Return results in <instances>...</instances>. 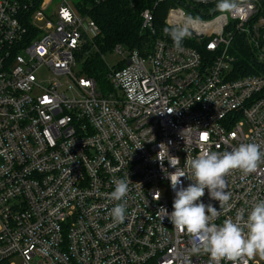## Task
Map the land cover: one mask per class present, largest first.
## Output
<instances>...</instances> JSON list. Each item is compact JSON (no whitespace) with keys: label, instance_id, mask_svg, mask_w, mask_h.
Masks as SVG:
<instances>
[{"label":"built area","instance_id":"obj_1","mask_svg":"<svg viewBox=\"0 0 264 264\" xmlns=\"http://www.w3.org/2000/svg\"><path fill=\"white\" fill-rule=\"evenodd\" d=\"M190 1L209 15L179 0L169 8L168 26L188 29L179 48L164 32L146 53L117 44L122 60L106 63L101 84L83 73L100 32L89 15L69 0H0V264H209L157 214L173 211L167 158L190 176L186 160L204 151L264 150V0L228 12L218 0ZM142 17L156 34L153 10ZM128 177L117 223L107 196ZM225 179L230 207L207 190L201 198L219 211L217 225L238 212L246 219L264 199V162ZM181 180L178 188L193 183Z\"/></svg>","mask_w":264,"mask_h":264},{"label":"clouds","instance_id":"obj_2","mask_svg":"<svg viewBox=\"0 0 264 264\" xmlns=\"http://www.w3.org/2000/svg\"><path fill=\"white\" fill-rule=\"evenodd\" d=\"M238 6V0H218L216 4L221 12L231 11ZM164 33L172 38L177 48L189 34L186 26L166 27ZM159 160L163 167L165 159ZM167 160L176 168L175 172L169 174L171 187L175 190L173 211L169 214L162 207L157 214L162 209L163 218L166 216L175 228L189 234L192 251L207 253L210 257L209 264H221L223 260L238 264L246 257L257 255L264 258V199L257 200L252 205L246 219L244 213L238 212L235 219H225L221 225L213 222L219 216L217 208L211 204L206 205L201 200L207 190L210 199L218 201L220 208L230 207L231 193L226 191L225 177L232 170H240L246 175L255 172L259 164L264 162V150H261V146L242 143L230 152L204 151L186 160L190 176L176 167L179 158L168 155ZM182 177H187L193 183L178 188V185H182ZM112 182L115 187L107 199L115 203L110 209V216L114 222L122 223L126 218L129 177L114 179Z\"/></svg>","mask_w":264,"mask_h":264},{"label":"trees","instance_id":"obj_3","mask_svg":"<svg viewBox=\"0 0 264 264\" xmlns=\"http://www.w3.org/2000/svg\"><path fill=\"white\" fill-rule=\"evenodd\" d=\"M35 6L42 0H34ZM178 0H80L76 4L83 14L89 15L99 26L100 32L95 38V47L84 64L83 73L93 77L98 83L106 82L107 67L103 55L113 50L117 44L129 49H139L142 53L150 51L156 37L162 35L164 29L170 28L166 23L169 8ZM243 1V0H238ZM189 14L196 17H207L202 5L190 0H179ZM151 8L154 12L156 34L145 30L142 12ZM121 63L119 67H123Z\"/></svg>","mask_w":264,"mask_h":264},{"label":"rangeland","instance_id":"obj_4","mask_svg":"<svg viewBox=\"0 0 264 264\" xmlns=\"http://www.w3.org/2000/svg\"><path fill=\"white\" fill-rule=\"evenodd\" d=\"M61 0H56V2H60ZM69 1H71L73 4H77L78 3V1H80V0H69ZM104 59H105V62L110 66V67H112V66H114V65H116V64H118V63H120V61L122 60V55L121 54H119L118 52H115V51H113V50H110V51H108V52H106L105 54H104ZM78 71V69H75V73ZM48 75V73H47V71H45V70H42L41 71V73H40V76L41 77H43V78H45L46 76ZM72 81H68V84L69 83H71ZM256 257H258V258H261L259 255H257Z\"/></svg>","mask_w":264,"mask_h":264},{"label":"water","instance_id":"obj_5","mask_svg":"<svg viewBox=\"0 0 264 264\" xmlns=\"http://www.w3.org/2000/svg\"><path fill=\"white\" fill-rule=\"evenodd\" d=\"M190 35H192V36H197L193 31L190 32ZM201 37H202V36H201ZM129 63H130V61L127 62V64H129Z\"/></svg>","mask_w":264,"mask_h":264}]
</instances>
